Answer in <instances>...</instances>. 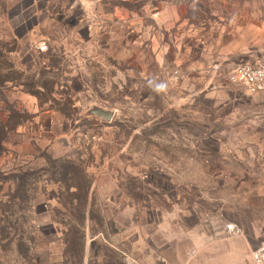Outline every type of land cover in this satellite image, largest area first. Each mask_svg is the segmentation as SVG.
Returning <instances> with one entry per match:
<instances>
[{"label": "rangeland", "instance_id": "rangeland-1", "mask_svg": "<svg viewBox=\"0 0 264 264\" xmlns=\"http://www.w3.org/2000/svg\"><path fill=\"white\" fill-rule=\"evenodd\" d=\"M243 62L264 0H0V264H255Z\"/></svg>", "mask_w": 264, "mask_h": 264}, {"label": "built area", "instance_id": "built-area-1", "mask_svg": "<svg viewBox=\"0 0 264 264\" xmlns=\"http://www.w3.org/2000/svg\"><path fill=\"white\" fill-rule=\"evenodd\" d=\"M39 51L45 46L39 45ZM232 81L241 85L250 93L264 94V63L243 62L238 64L232 72ZM231 230L230 227H228ZM251 260L255 264H264V243H261L251 251Z\"/></svg>", "mask_w": 264, "mask_h": 264}, {"label": "water", "instance_id": "water-1", "mask_svg": "<svg viewBox=\"0 0 264 264\" xmlns=\"http://www.w3.org/2000/svg\"><path fill=\"white\" fill-rule=\"evenodd\" d=\"M91 114L98 116V117H101L102 119H105V120H110L112 115H113V113L111 111H105V110H102L100 108L92 109Z\"/></svg>", "mask_w": 264, "mask_h": 264}, {"label": "crops", "instance_id": "crops-1", "mask_svg": "<svg viewBox=\"0 0 264 264\" xmlns=\"http://www.w3.org/2000/svg\"><path fill=\"white\" fill-rule=\"evenodd\" d=\"M253 262V261H252Z\"/></svg>", "mask_w": 264, "mask_h": 264}]
</instances>
